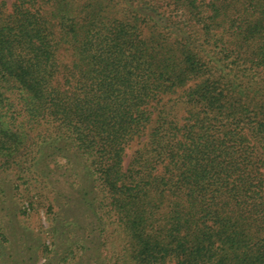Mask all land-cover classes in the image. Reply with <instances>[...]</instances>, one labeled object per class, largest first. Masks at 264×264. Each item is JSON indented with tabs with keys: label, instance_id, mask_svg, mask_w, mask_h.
<instances>
[{
	"label": "trees",
	"instance_id": "trees-1",
	"mask_svg": "<svg viewBox=\"0 0 264 264\" xmlns=\"http://www.w3.org/2000/svg\"><path fill=\"white\" fill-rule=\"evenodd\" d=\"M6 5L0 264H264V0Z\"/></svg>",
	"mask_w": 264,
	"mask_h": 264
},
{
	"label": "rangeland",
	"instance_id": "rangeland-1",
	"mask_svg": "<svg viewBox=\"0 0 264 264\" xmlns=\"http://www.w3.org/2000/svg\"><path fill=\"white\" fill-rule=\"evenodd\" d=\"M11 1L12 0H7V5L3 9H1L3 12H5V13L11 12V10H12L11 7H10ZM73 52L74 51L70 47L69 43L63 42V41L60 42V46L58 48V56H59V59L61 60L62 63L70 65L71 61L73 59ZM180 95H181L180 91H178V92H176L174 94H171V93L165 94V95H163L162 103L164 102L163 103L164 106H165L164 108H166V107L167 108H170V107L172 108V110H171L172 115L173 116L175 115V116H177V118L181 119V121H180V123H181L183 121V117H185L187 115V113H186V108L187 107H186V105L184 103L181 102ZM162 103H160L159 105H154V102H152L151 103L152 107H151V105H149L150 109L152 110L151 121L149 123V127H151L153 125L155 117H156L159 109L163 107ZM147 131H148V126H147V129L145 131V134H146ZM144 137L145 136H141L140 138H134L132 141L129 142L128 146L125 149V154L123 156V163H122L123 167L128 165L129 161L134 156V153L140 147L141 141L144 140ZM58 160H59L60 163L64 162L63 158H59ZM86 180L89 181L87 179L86 175H83V181H84L83 182V188L87 187L86 186ZM60 189H61V191H64V189L62 187ZM71 208H69V213H72ZM74 210L77 211L78 216L83 221L85 219L83 214H84V212H86V209L81 204V202L78 203V207H76ZM9 227L13 228V225L9 224ZM38 261L39 262L37 264H39L41 261H43V258H40Z\"/></svg>",
	"mask_w": 264,
	"mask_h": 264
}]
</instances>
